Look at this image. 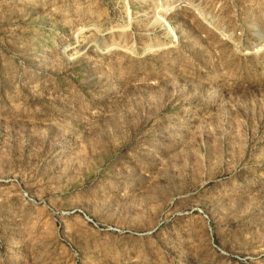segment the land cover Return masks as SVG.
I'll return each instance as SVG.
<instances>
[{
    "label": "rangeland",
    "instance_id": "1",
    "mask_svg": "<svg viewBox=\"0 0 264 264\" xmlns=\"http://www.w3.org/2000/svg\"><path fill=\"white\" fill-rule=\"evenodd\" d=\"M0 264H264V0H0Z\"/></svg>",
    "mask_w": 264,
    "mask_h": 264
}]
</instances>
